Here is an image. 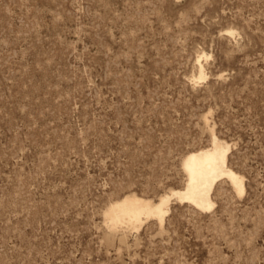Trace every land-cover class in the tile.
<instances>
[{"label":"rangeland","instance_id":"1","mask_svg":"<svg viewBox=\"0 0 264 264\" xmlns=\"http://www.w3.org/2000/svg\"><path fill=\"white\" fill-rule=\"evenodd\" d=\"M214 134L244 195L109 227ZM1 263L264 264V0H0Z\"/></svg>","mask_w":264,"mask_h":264},{"label":"bare ground","instance_id":"2","mask_svg":"<svg viewBox=\"0 0 264 264\" xmlns=\"http://www.w3.org/2000/svg\"><path fill=\"white\" fill-rule=\"evenodd\" d=\"M198 78L208 79L202 65H200ZM230 149L231 146L228 143L218 139L214 134L210 147L190 152L183 157L181 166L187 175L184 187L170 189L158 199L145 198L135 193L125 194L124 197L111 202L105 209L107 224L112 230L126 226L137 231L149 220H157L163 226L166 217L170 214L173 199L181 203H189L199 211L212 210L216 206L213 192L216 185L224 179L231 182L239 195H244L246 192L245 177L228 164ZM110 232L109 236H111Z\"/></svg>","mask_w":264,"mask_h":264}]
</instances>
